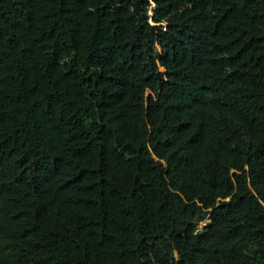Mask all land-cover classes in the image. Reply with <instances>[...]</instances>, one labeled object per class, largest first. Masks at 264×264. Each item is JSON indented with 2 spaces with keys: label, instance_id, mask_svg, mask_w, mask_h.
<instances>
[{
  "label": "trees",
  "instance_id": "16d2710c",
  "mask_svg": "<svg viewBox=\"0 0 264 264\" xmlns=\"http://www.w3.org/2000/svg\"><path fill=\"white\" fill-rule=\"evenodd\" d=\"M0 264H264V0H0Z\"/></svg>",
  "mask_w": 264,
  "mask_h": 264
},
{
  "label": "rangeland",
  "instance_id": "374dc122",
  "mask_svg": "<svg viewBox=\"0 0 264 264\" xmlns=\"http://www.w3.org/2000/svg\"><path fill=\"white\" fill-rule=\"evenodd\" d=\"M208 224V219H205L199 223V227H203L204 224Z\"/></svg>",
  "mask_w": 264,
  "mask_h": 264
},
{
  "label": "clouds",
  "instance_id": "9594fccd",
  "mask_svg": "<svg viewBox=\"0 0 264 264\" xmlns=\"http://www.w3.org/2000/svg\"><path fill=\"white\" fill-rule=\"evenodd\" d=\"M150 14H152V10L150 9Z\"/></svg>",
  "mask_w": 264,
  "mask_h": 264
}]
</instances>
